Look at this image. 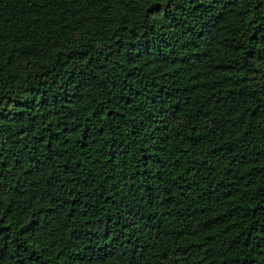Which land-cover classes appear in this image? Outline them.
<instances>
[{
    "label": "trees",
    "instance_id": "obj_1",
    "mask_svg": "<svg viewBox=\"0 0 264 264\" xmlns=\"http://www.w3.org/2000/svg\"><path fill=\"white\" fill-rule=\"evenodd\" d=\"M0 264H264V0H0Z\"/></svg>",
    "mask_w": 264,
    "mask_h": 264
}]
</instances>
